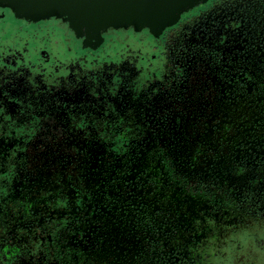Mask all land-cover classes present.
<instances>
[{"label":"rangeland","instance_id":"1","mask_svg":"<svg viewBox=\"0 0 264 264\" xmlns=\"http://www.w3.org/2000/svg\"><path fill=\"white\" fill-rule=\"evenodd\" d=\"M5 26L0 30V51L9 46L26 47V60L34 61L35 45L49 42L54 57L81 56L79 38L67 43L44 33L20 32L9 22ZM226 33L201 23L181 37L172 52L175 70L181 69L180 78L146 103L143 115L160 142L166 136L172 140L170 144L177 139L170 153L176 158L179 174L210 172L232 202L263 208L264 169L245 167L248 152L237 141L224 149L216 141L225 125L233 127L227 139H241L244 134L247 138L264 116L263 53L243 46L240 32L237 36ZM104 35V44L95 54L99 61L116 59L131 47L145 53L148 46H155L145 28L118 29ZM155 49L151 51L158 55ZM85 79L51 84L0 67V199L4 195L17 199L29 212L68 203L72 214L78 209L82 215L64 236V244L74 251L66 258L72 256L83 264L87 248L104 241L101 250L105 255L114 252L121 264H132L133 256L143 252L141 232L136 244L134 233L131 236V213L117 211V198L133 202L131 184L123 190L118 177L121 174L125 183L134 177L130 170L138 164H128L130 170L124 165L130 162L128 157L139 153L113 150L107 139H99L103 134L96 133V124H103L105 137L114 136L115 121L93 91L96 88L89 89ZM154 246L152 256L156 258L161 247L157 241Z\"/></svg>","mask_w":264,"mask_h":264},{"label":"flooded vegetation","instance_id":"2","mask_svg":"<svg viewBox=\"0 0 264 264\" xmlns=\"http://www.w3.org/2000/svg\"><path fill=\"white\" fill-rule=\"evenodd\" d=\"M2 22L4 26L0 30L9 22L16 30L29 35L44 33L67 43L73 37L79 38L80 57H54L51 43L46 42L35 45L34 61L26 60V47L9 46L0 51V67L14 74L34 77L37 82L51 84L72 83L86 78L89 89L96 88L93 91L99 94L109 111L107 115L115 121L113 135L120 143L117 149L139 153L128 157L130 162L126 161L124 165L127 168L133 163L140 166L136 165L132 170L128 168L134 177L127 183L121 174L118 177L123 190L125 185L131 184L133 202L128 204L117 198V211L131 213V236L134 233L136 244H139V230L141 232L144 256L138 252L133 256L132 264H139V257L142 264H264V207L235 204L219 188L210 172L186 177L171 171V177L165 171V162L171 157L176 160L170 152L177 139L170 144L172 140L166 136L160 142L154 135L156 129L143 115L146 103L179 80L181 69L175 70L173 47L201 23L212 31H228L226 36H237L240 32L239 40L243 46L255 49L258 54L263 53L261 67L264 68V0H199L181 12L175 24L165 27L160 33L145 28L154 48L148 46L143 53L141 49L131 47L116 59L102 61L97 60L95 54L104 44V34L98 43L93 44V40L91 45H87L85 36H78L68 21L56 17L31 19L8 2L0 6V26ZM154 49L158 55L151 51ZM88 56H91L89 60ZM153 66L156 68L151 70ZM168 124L166 122V126ZM201 124L205 126L204 122ZM96 126V133L104 134L103 124L99 122ZM221 131L223 138L220 136L216 141L222 149L237 141L241 150L248 152L245 167L264 169V116L259 126L248 132L247 138L245 134L241 138L243 147L241 139L226 138L233 133V127L225 125ZM194 145L197 144L194 142ZM232 162L235 163V158ZM192 182H199L201 187ZM249 183L256 185L253 180ZM140 189L142 192L137 195ZM122 195L124 197V192ZM7 196L0 199V264H78L72 256L66 258L74 251L69 244H64V236L81 218L78 209H75L76 214H72V205L61 202L29 212L22 202ZM155 240L161 247L156 258L152 256L151 247ZM102 243L104 241L96 242L92 248H87L83 264H121V258H117L114 252L106 255L102 252Z\"/></svg>","mask_w":264,"mask_h":264},{"label":"water","instance_id":"3","mask_svg":"<svg viewBox=\"0 0 264 264\" xmlns=\"http://www.w3.org/2000/svg\"><path fill=\"white\" fill-rule=\"evenodd\" d=\"M199 0H0L31 19L62 18L87 45L98 43L102 34L133 27L160 33L175 24L181 12ZM90 43V44H88ZM86 45V46H87Z\"/></svg>","mask_w":264,"mask_h":264},{"label":"trees","instance_id":"4","mask_svg":"<svg viewBox=\"0 0 264 264\" xmlns=\"http://www.w3.org/2000/svg\"><path fill=\"white\" fill-rule=\"evenodd\" d=\"M91 74V73H90ZM96 74V73H95ZM96 80V79H95ZM100 135V134H99ZM106 135H104L103 134V136H100L101 138H99V139H107L109 142H110V148L111 149H117V144H120L117 140H115V136H107V137H105ZM97 137H98V135H97ZM114 138V139H113ZM118 150V149H117ZM162 152V151H161ZM157 156V155H156ZM155 156V157H156ZM160 156H162V154H160ZM171 158H172V160H171ZM170 158V160L168 159V160H166V167H165V171L167 172V173H169L170 174V176L172 177V172L171 171H176L177 172V170H176V162L174 161V159H173V157H171ZM169 171V172H168ZM178 173V172H177ZM176 173V174H177ZM166 175V174H165ZM201 179V178H200ZM193 183V182H192ZM199 182H197V183H193L194 185H197V187H201V185L200 184H198ZM144 224V223H143ZM144 231V230H143ZM143 234H145V232H142ZM153 235V234H152ZM156 235L154 234V237H155ZM144 241V240H143ZM146 241H148V238H147V240ZM155 241H157V244L159 245V243H158V240H155ZM151 247H152V250L154 251V242L152 243V245H151Z\"/></svg>","mask_w":264,"mask_h":264}]
</instances>
